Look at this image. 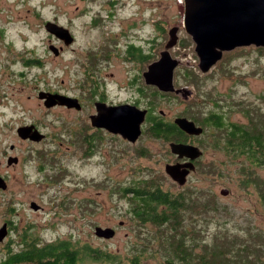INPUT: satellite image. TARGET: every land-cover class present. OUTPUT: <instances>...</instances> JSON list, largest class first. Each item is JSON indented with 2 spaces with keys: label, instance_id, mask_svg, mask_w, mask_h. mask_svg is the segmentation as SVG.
Here are the masks:
<instances>
[{
  "label": "rangeland",
  "instance_id": "obj_1",
  "mask_svg": "<svg viewBox=\"0 0 264 264\" xmlns=\"http://www.w3.org/2000/svg\"><path fill=\"white\" fill-rule=\"evenodd\" d=\"M50 19L65 25L73 37L69 50L59 60L47 50L50 42L44 22ZM183 23V0H0V72L13 82L15 119H21V104L27 118L44 122L49 134L60 133L56 143L68 146L67 135L59 124L63 122L64 129L73 131L87 127L83 114L61 109L44 114L38 104L39 90H57L78 97L87 105L86 112L90 111L89 60L105 56L107 61L100 66L99 78L108 97L113 101L134 100L136 83L130 85V81L146 69L152 57L160 58L169 40L168 31L174 27L178 28L177 44L168 49L170 57L178 62L173 82L176 89L189 95L168 94L162 100L159 97L157 116L163 112L162 118L168 122L181 115L200 119L203 115L199 109L207 111L214 102L238 123L246 122L242 114L250 108L264 113V48L249 46L225 52L208 73L202 74L195 44ZM131 46L150 60L139 62L129 56ZM190 78L196 83L189 82ZM144 102L150 103L151 98L145 97ZM99 146L89 157L70 147L59 159V167L63 168L59 175H47L53 176L49 179L53 185L44 192L34 184L38 176L9 181V190L0 194V228L8 222L12 232L0 245V259L8 250L20 251L29 239L41 245L68 241L74 247L128 252L131 244H137L133 231L136 225L126 214L130 203L120 188L141 176L158 178L163 191L173 196L185 193L189 201L195 196L197 199L198 192L206 195L209 203L215 197L212 203L236 217L252 214L254 222L264 227V205L258 194L251 186L243 187L239 166L229 165L223 156L210 152L204 155L198 165L200 170L196 169L185 185L178 187L164 173V166L174 160L168 143L143 134L135 144L114 138ZM219 160L223 162L214 171L209 167L207 172L206 165ZM257 176L264 181V167L257 170ZM223 190H227L225 196L221 194ZM32 201L42 207L40 212L30 210ZM95 227L112 228L115 235L109 240L99 239L94 236ZM208 227V233L215 232L213 222Z\"/></svg>",
  "mask_w": 264,
  "mask_h": 264
},
{
  "label": "trees",
  "instance_id": "obj_2",
  "mask_svg": "<svg viewBox=\"0 0 264 264\" xmlns=\"http://www.w3.org/2000/svg\"><path fill=\"white\" fill-rule=\"evenodd\" d=\"M133 47L128 55L134 59L143 57L145 62L140 52L130 53V49L139 50ZM188 81L196 83L192 78ZM166 96L161 93L159 97L162 100ZM220 107L214 102L207 111L199 109L198 113L203 115L200 119L191 116L203 129L198 137L200 148L204 155L218 154L229 165H238L241 184L244 188L251 186L264 205V181L257 176V170L264 167V113L250 108L242 114L246 122L238 123L223 114ZM152 112L150 109L145 121L148 137L164 143L187 141V136L172 122ZM94 144L92 139H84L86 149H96ZM223 161L207 164V172L209 167L214 171ZM139 178L120 188L121 195L130 203L126 214L136 225L133 231L137 244H131L128 252L74 247L68 241L41 245L29 239L20 251L8 250L0 264H264V227L254 222L252 214L236 217L212 203L215 197L209 203L207 196L198 192L197 199L195 196L189 201L185 193L173 196L163 191L158 178ZM210 222L216 226L213 233H208Z\"/></svg>",
  "mask_w": 264,
  "mask_h": 264
},
{
  "label": "water",
  "instance_id": "obj_3",
  "mask_svg": "<svg viewBox=\"0 0 264 264\" xmlns=\"http://www.w3.org/2000/svg\"><path fill=\"white\" fill-rule=\"evenodd\" d=\"M183 2V27L195 44L194 52L202 74L208 73L222 59L225 52L249 46L264 48V0H183ZM45 31L63 41L66 46L73 42L70 32L63 27L46 23ZM177 32L176 27L168 31L169 40L165 45V50L160 53L159 60L149 64L143 73L145 84L157 87L162 93L175 92L173 71L178 66V62L170 57L168 49L177 44ZM49 49L57 53L55 48L49 47ZM45 96L46 105L49 107L55 104L58 97L62 98L59 95L40 94L41 98ZM65 100L69 107L79 108L76 100L70 98ZM97 109L99 115L92 119V125L106 128L109 132L120 135L132 144L138 140L141 135V125L145 121L146 110H140L131 105L107 107L103 104L98 105ZM174 124L180 131L190 136H200L203 133L201 127H197L195 123L186 118H176ZM21 132H24V135L29 133L27 129ZM169 151L180 160L193 161L201 155L198 148L183 143H170ZM194 169L192 163L166 164L164 173L178 187H183L187 176ZM0 187L5 189V186ZM221 194L225 196L227 190L221 191ZM31 208L34 211L38 210L35 204H32ZM6 234L4 225L0 229V242ZM114 235L115 231L109 227H95L94 229V236L99 239L109 240Z\"/></svg>",
  "mask_w": 264,
  "mask_h": 264
},
{
  "label": "flooded vegetation",
  "instance_id": "obj_4",
  "mask_svg": "<svg viewBox=\"0 0 264 264\" xmlns=\"http://www.w3.org/2000/svg\"><path fill=\"white\" fill-rule=\"evenodd\" d=\"M113 3L114 2H111L109 4H113ZM44 23L45 24L52 23L57 26L63 27L64 29H67L65 25L59 24L56 19H50V21L46 20ZM47 34L49 35V42H50V44L47 47L48 53L50 55L53 54L54 56L53 55L52 56L55 58V60H59L62 57L63 53L69 50L67 49L68 46H66L63 41L56 38L54 35H51L49 33ZM62 45L66 47V49L63 48ZM49 47L55 48L57 50V53L55 54L54 52H52L49 49ZM133 48H136V47H133ZM139 52H140V49L137 50V52L132 51L130 49L131 54L133 53L138 54ZM158 58L159 57H155V58L152 57L151 62L149 64L155 62L156 60H158ZM90 59H91L89 60L90 70L88 72V83H89L88 95H89L90 104H91V110L89 109L90 111L86 112L87 105L84 103L83 100H81L78 97L68 96L57 90H48V89L43 90L42 89V90H39L40 92L38 91L39 92L38 93V100H39L38 104L39 106L42 105V107L44 108V111H43L44 114H46V112H52L57 109L72 112L73 114H76V113L83 114L84 116L83 120L86 121L88 124L87 127L83 126L79 130L73 131L67 127H65L64 129L63 128L64 126L62 124L63 122L59 124V127L62 130V133L65 132L67 135L66 142L68 143V146L63 145L62 142L56 143V141L60 137L59 136L60 133L59 134H53V133L49 134L46 131L47 126L44 122H42L41 120L37 118L35 119L27 118L25 115V109L23 108L21 104H20V106L22 107L21 119H19V122H17V120L15 119L17 108H16V102L14 99L15 89L13 88V82L10 81V78L7 75L3 77L0 72V186H5V189H2L0 187V194L5 193L9 190L10 180H15L16 178H20V177L30 178L34 176L39 177V180L34 183L35 186L38 187L39 190H41V192H44L46 188L53 185V182L49 181V179H52L53 176H47V175L52 174L54 172L56 173L55 177L59 175L58 172L60 170H63V168L59 167V159L62 154L68 152V149L70 147H72L75 151L80 152L81 155L84 157H89L93 154L94 149L89 150L85 148L84 146L85 138L92 139L95 142L94 145L96 146V149L99 145L102 144L103 141H112L114 140V138H119L123 140L124 142L129 143L128 141L123 139L120 135L113 134L109 132L106 128L96 127L92 125V119L99 115V111L97 109L98 105L103 104L107 107H117L121 105L135 106L140 110H146L145 121L148 117V114L150 113V109L153 110L152 114L155 113L154 111L156 109L155 107L157 104V100L159 99V96L162 92H160L155 86L145 84L143 73L146 71L147 66L149 64L146 65V69L144 71H141L139 75H137L136 78H133L130 81V85H133L134 83H136L133 88L135 90L137 97L134 100L122 102L120 100L113 101L108 97L106 93L105 85L103 81L99 78L100 66L102 63H106L107 61L106 57L103 56L100 59H96L95 57H92ZM146 59L145 61L147 62L148 60H150V58L148 60ZM135 60L139 62H143L142 61L143 57L140 58L139 56L138 58H135ZM27 61H32V60H27ZM173 78H174V72H173ZM137 81L139 82L137 83ZM173 86H174L175 92L163 93V94H170L173 97H177V95L187 97L189 95V93H187L185 90L176 89L174 82H173ZM40 94L59 95L62 98L58 97V99L55 100V104L49 107L46 105V96L44 98H41ZM146 95L151 98L150 103L144 102L143 97ZM66 98L76 100L79 108L77 109L76 107H69L67 103L65 102ZM27 99L29 100L30 98L27 97ZM159 114L163 115V112H160ZM176 118H186L187 120L195 123L197 127H200L192 117H186L184 115H181L180 117H176ZM174 120L172 121L173 124H174ZM145 121L141 125L140 137L143 134H145L144 132ZM26 129L29 131V133L27 132L29 135L28 134L24 135L25 133L21 132L22 130H26ZM185 135L187 136V141L183 142V144L198 148V150L201 152V155L197 157L196 159H194L193 161H190L189 159L180 160L176 156L172 155L169 151L172 157H174V160H172V162L169 164L192 163L193 166L195 167L194 171L191 172L193 173L196 171V166L200 162L201 158L204 156V153L201 150L200 145H197L196 143V141H198L199 143L198 137H200L201 135L200 136H190L187 134ZM80 139L82 140V143L80 142ZM170 143H182V142L170 141L168 142V147ZM63 146H67V147L62 149ZM32 204H35L38 207V210L34 211L31 208ZM29 208L31 211L35 213H38L42 210V207H40L34 201L30 202ZM4 225L6 226L7 234H6V237L3 239V241L0 242V245H3V243L5 242L4 240L6 238L8 239L12 232V228L8 222H5L1 226V228Z\"/></svg>",
  "mask_w": 264,
  "mask_h": 264
}]
</instances>
